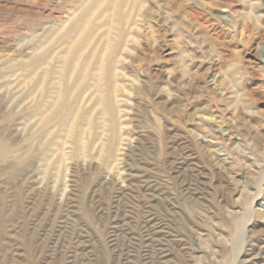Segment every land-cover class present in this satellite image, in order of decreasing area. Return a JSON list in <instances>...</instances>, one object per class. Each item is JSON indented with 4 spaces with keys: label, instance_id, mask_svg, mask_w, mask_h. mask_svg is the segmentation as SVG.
Segmentation results:
<instances>
[{
    "label": "rangeland",
    "instance_id": "obj_1",
    "mask_svg": "<svg viewBox=\"0 0 264 264\" xmlns=\"http://www.w3.org/2000/svg\"><path fill=\"white\" fill-rule=\"evenodd\" d=\"M0 264H264V0H0Z\"/></svg>",
    "mask_w": 264,
    "mask_h": 264
},
{
    "label": "bare ground",
    "instance_id": "obj_2",
    "mask_svg": "<svg viewBox=\"0 0 264 264\" xmlns=\"http://www.w3.org/2000/svg\"><path fill=\"white\" fill-rule=\"evenodd\" d=\"M236 146H238V145H236ZM259 196V195H258ZM240 241V240H239Z\"/></svg>",
    "mask_w": 264,
    "mask_h": 264
}]
</instances>
